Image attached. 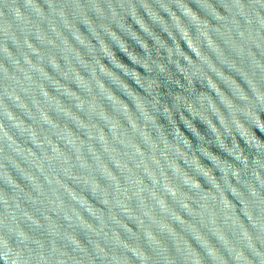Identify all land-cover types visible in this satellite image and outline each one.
<instances>
[{
  "label": "water",
  "instance_id": "1",
  "mask_svg": "<svg viewBox=\"0 0 264 264\" xmlns=\"http://www.w3.org/2000/svg\"><path fill=\"white\" fill-rule=\"evenodd\" d=\"M0 264H264V0H0Z\"/></svg>",
  "mask_w": 264,
  "mask_h": 264
}]
</instances>
